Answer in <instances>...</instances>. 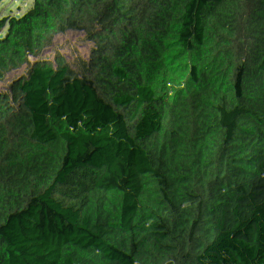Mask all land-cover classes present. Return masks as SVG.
I'll return each mask as SVG.
<instances>
[{
  "label": "trees",
  "instance_id": "obj_1",
  "mask_svg": "<svg viewBox=\"0 0 264 264\" xmlns=\"http://www.w3.org/2000/svg\"><path fill=\"white\" fill-rule=\"evenodd\" d=\"M24 162L0 264H264V0H0V180Z\"/></svg>",
  "mask_w": 264,
  "mask_h": 264
},
{
  "label": "rangeland",
  "instance_id": "obj_2",
  "mask_svg": "<svg viewBox=\"0 0 264 264\" xmlns=\"http://www.w3.org/2000/svg\"><path fill=\"white\" fill-rule=\"evenodd\" d=\"M256 163L254 167H258L261 159V153L254 155ZM48 174L43 172L40 167L33 162H24L21 165L10 168L6 178L0 180V192L10 193L12 185H16L24 192H30L33 187L43 189ZM232 264H254L249 258L244 263H241L239 256L235 254L232 259Z\"/></svg>",
  "mask_w": 264,
  "mask_h": 264
}]
</instances>
